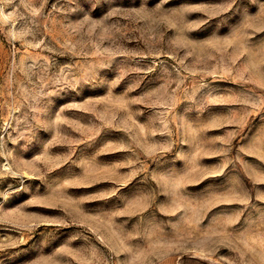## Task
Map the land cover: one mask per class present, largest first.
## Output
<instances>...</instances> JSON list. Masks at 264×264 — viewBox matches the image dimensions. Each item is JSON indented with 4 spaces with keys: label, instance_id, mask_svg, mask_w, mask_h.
Instances as JSON below:
<instances>
[{
    "label": "rangeland",
    "instance_id": "rangeland-1",
    "mask_svg": "<svg viewBox=\"0 0 264 264\" xmlns=\"http://www.w3.org/2000/svg\"><path fill=\"white\" fill-rule=\"evenodd\" d=\"M0 264H264V0H0Z\"/></svg>",
    "mask_w": 264,
    "mask_h": 264
}]
</instances>
